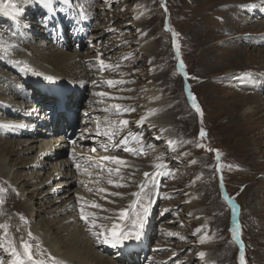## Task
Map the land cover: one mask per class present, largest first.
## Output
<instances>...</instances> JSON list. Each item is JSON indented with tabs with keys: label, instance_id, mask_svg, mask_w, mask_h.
<instances>
[{
	"label": "rangeland",
	"instance_id": "1",
	"mask_svg": "<svg viewBox=\"0 0 264 264\" xmlns=\"http://www.w3.org/2000/svg\"><path fill=\"white\" fill-rule=\"evenodd\" d=\"M251 1L73 0V6L67 11H57L54 18H47L46 10L36 0H3L6 10L0 13V21H4L0 23V111L18 103L27 110L26 100L27 105L40 108L38 116L21 117L27 119L28 134L14 140L52 139L48 134L52 129L46 128L51 122L44 117L52 121L49 103L57 96L51 85L47 89L50 83L37 85L29 74L25 73L28 78H21L9 71L5 56L12 54L7 52L20 50L39 62L46 58L54 67L58 66L56 60L77 65L79 74L64 70L59 75L71 89L66 93L73 95L72 101L67 100L68 108L74 104L79 106L76 110L59 113L67 121V113L75 116L77 128L75 143H68L69 148L59 153L57 146L49 145L45 156L35 157L39 153V142H36L29 146H37L30 154L22 152L26 145L20 153L12 154L14 142L0 138V168L1 162L6 160L11 171L9 179L0 172V188L5 190L0 192V199L7 204L0 210V222L10 215L18 218V210L25 216L23 226L28 232L47 230L56 223L70 220L71 214L64 210V201L87 197L86 187H59L70 180L52 178L51 167L55 163L53 159L77 160L78 155L71 147L77 144L84 121H88L90 128L96 121L105 122L104 118L88 119L85 112L95 107L101 109L96 114L98 117L105 116L102 111L108 107L90 104V98L94 97L89 91L93 88H86L102 80L96 73H106L112 78L110 81L117 83L104 91L112 94L113 101L122 108H128V100L129 107L135 111V115L125 111L127 118L110 117V121L124 119L130 124L131 117L138 118L144 112L140 106L142 96L153 88L160 97L158 101L166 96L167 105L174 103L169 112L176 110L178 118L174 123L170 115L171 130L176 129L173 136L170 135L173 137L171 144L166 142L168 137L153 131L129 132L132 136L129 133L120 135L115 147L118 152L109 153L122 156L125 147L136 149L140 156L130 160L139 167L125 174L131 180L120 178L119 174L124 173L112 172L117 174L115 182L126 185L124 187L108 189L104 181L97 183L99 189L108 192L105 198L110 203L103 205L96 219L116 222L119 212L134 198L132 193L138 192L144 184L141 179L153 177L159 186L152 196L151 211L141 239L134 244L127 242L125 249L129 250L122 253L113 251L108 255L98 248L102 255L118 264H240L243 252L245 264H264V40L250 45L249 51L237 46L235 39L219 42L236 33L251 34L243 36L245 44L247 40L260 39H255L256 36L264 38V5L257 4L254 13L248 9L242 12L244 2L250 5ZM55 6L57 9L64 7L59 0ZM16 10L25 16H17ZM144 42L148 44L145 48ZM97 59L111 67L98 66ZM35 60L32 62L36 63ZM27 65L29 63H23L22 67ZM84 71L91 74L85 75ZM255 71L257 75H250ZM240 75L245 77L237 80ZM85 93L88 96H84ZM44 97L51 99L48 101ZM193 97L202 116L193 107ZM248 107H252L254 116L244 119L242 114ZM59 122L57 120L54 129L60 126ZM201 130L206 133L204 137L200 136ZM125 137L126 145L123 143ZM133 137H139L140 142ZM96 152L102 154L100 149ZM163 153L164 159L161 158ZM89 157L100 161L93 154ZM46 162L52 165L43 166ZM95 165L97 163L89 165L92 174L97 171ZM57 171L62 174L65 168L61 165ZM145 173L149 177H145ZM112 174L105 172L102 176L107 178ZM68 188L78 192L69 195ZM20 205L24 210L18 209ZM3 233L5 229L0 237ZM79 234L89 241L83 228ZM201 252L205 253L203 258L199 255Z\"/></svg>",
	"mask_w": 264,
	"mask_h": 264
},
{
	"label": "bare ground",
	"instance_id": "2",
	"mask_svg": "<svg viewBox=\"0 0 264 264\" xmlns=\"http://www.w3.org/2000/svg\"><path fill=\"white\" fill-rule=\"evenodd\" d=\"M244 3H245V5H243L244 7L242 8V12L246 11L247 9L249 12H253V13L255 12V9L253 7H248L249 3H246V2H244ZM232 4H233V2H232ZM251 4L255 5V7L257 4L264 5V0H252ZM2 6H3V4H2ZM233 7L236 10L235 6H233ZM4 8L5 7L3 6V8H2L3 11L6 10V9L4 10ZM15 12H16L17 16H23V15L25 16V13L22 15L19 10H16ZM0 13H2V12H0ZM2 22H4V21L1 20L0 23H2ZM261 27H263V25H261ZM233 29L234 28H232V30ZM236 34L230 36L229 38L220 40L219 42L222 43V42H226L228 40H234L235 39L237 41V46L244 47V49L249 51L248 47L250 45L258 44L261 40H264V38H261L260 36H256L255 39L256 38H260V39L247 40L246 41L247 43L245 44V42H243V39H244L243 36L249 37V36H251V34L250 33H246L243 35H241V34L236 35ZM147 45L148 44H146L145 42L142 43V46L144 48ZM147 50H148V48H147ZM253 50L256 51V49H253ZM258 53L262 54V52H260V51H258ZM7 54H12L11 57H9L8 55L5 56L6 61L9 63V66L7 67V69L9 71L16 73L21 78H28L25 75V73H27L30 75L32 80L37 85H39V83H40V84H43L46 86L47 83H50V84H48L47 89L51 88V86H52L53 87L52 92L55 93L58 98L54 97L55 101L53 103L52 102L49 103V105L52 108V109H50V112H51L50 118L52 116V121H51V119H49V117H44V118H46V120H50V122H51L50 124H48L46 126V128L52 129V131H50V133H48L52 136L51 140L47 139V138H44L41 140H37L35 138H33L34 140H27V139H24V140L20 139L18 141L14 140L16 138L27 137L25 135L28 134V128H25V126L27 125V122H26L27 119L25 117H24V119H22L21 117L27 116L28 114L29 115L30 114L31 115H33V114L37 115L40 112V108L38 110L37 108H34V106H32V105H27L28 100H26V102L24 104V107L28 108L27 110H25V108H22L23 104L18 103L14 106L5 107V109H3V111H2V113L0 111V115L3 118L2 120H0V128H1V131H0L1 137L0 138L8 139V141H7L8 143L14 142L15 146L12 148L13 149L12 154H16L17 152L20 153V150L25 145L27 147L22 152H24V154H30V152L33 151L35 148H37V146H33V147H29V146L31 144L36 143V142H39V148H38L39 153L35 157H37L38 155L45 156L47 153L46 151H47V148L49 147V145H51L52 147L54 146V148L57 146L59 148L58 153L61 150H66V148H69V146H68L65 131L69 129L70 122L67 121L66 119H63L60 114L62 111L67 112L70 109L76 110L77 106H79V105L74 104V106H72L71 108H68L67 103H68V101L73 100V95H69V93L68 94L66 93V90H71V89L69 88L68 85H66L65 82H63V80L60 79L59 73L64 72V70H71V71L77 72V74H79L77 65H74V63H71L70 61L59 62L56 60L55 64H57L58 66L54 67L48 63L46 58H42L43 61L39 62L38 59L35 60V58L28 57L27 53H25V52L23 53L20 50H13V51H10V53L7 52ZM32 60H35L36 63H33ZM12 61H19L20 63L14 64V63H12ZM95 61H96V63H98V66H101L99 59H97ZM23 63H29V65H27V66L31 65V67H33L36 72L42 73L43 75H40L41 77L34 75L32 71L26 70V67L25 68L22 67ZM32 64H34V65H32ZM33 68H31V69H33ZM51 68L54 69L55 71L51 70ZM110 69L111 68H109V70ZM22 71H24V72H22ZM248 73L249 72H246V75H248ZM83 74L86 75V74H91V73H89L88 71H84ZM92 74H95V73H92ZM257 74L258 73L256 71L250 73V75H252V76H255ZM45 76H52V77H55V79L50 81V80L45 79ZM96 76L102 80L94 81L91 83L90 86H88V88H86V89H89L91 86L93 88L92 90L89 91L91 93L90 96L94 97V98H90V100L92 99L90 104L106 105L108 107V109L105 107L107 110L102 111V112H105V116H103V117H98L96 115V114H98L99 111H101V109L95 108V107L86 111L85 115H86V117H88V119L91 118V119L99 120V118H104L105 122L101 124L99 121H96V122L92 123L93 125L91 126V128L88 127V125H87V124H89V123H87L88 121H84L82 123V125H81L82 130H81V133L79 135V139L77 141V144L74 147L73 146L71 147V150L74 151V153L78 155L76 161L70 160V159L66 160V161L65 160L59 161L57 159L56 160L53 159V161L55 162L53 165L51 163H47V162L43 164V166L52 165L51 168L53 169V173H54V175H52V178H54L56 180H60L61 178H64L66 180H70L66 183H62V186H59V187H64V186H66V187L75 186L77 188L86 187L88 194L85 192H83V193H85L87 195V197L79 196V198H82V199H80V200H77V199L71 200L70 199V200L64 201V204H66V207L64 210L67 211L66 213L71 214L70 220L65 222V223H61V224L56 223L55 225H53L52 228L47 229V230H43V231H39V232L32 229L33 231H31V233H32L31 237L28 236L29 232L23 226V222L26 221L25 216L21 213V211L17 210V212L19 213V215H18L19 220H18V218L10 215L6 221L0 222V225H8L9 226L7 228V230H5V234L3 233L0 237L1 244L7 246L9 240H14L18 249L20 251H22V248L20 247V238L23 237L24 240L28 241L29 243H31L33 245V249H34V253H35L36 258H39L40 251L43 250V252L45 254V258H47L48 255L50 254V256L56 257L58 260L63 261L64 264H118V263L114 262L111 258L103 256L99 249H101L102 251H104L108 255H112L113 251H114V253H122L123 251L126 252V249H127V248L125 249L126 245H124L122 247L114 248V247H111L110 245L99 243L97 241V239L95 241H93L91 238L92 234H91V231L89 230V226L86 225L85 222L81 219V212H80L81 208L84 209L85 214H88V213L94 214V216L89 217V219L91 220V219H94L95 216H97V214L99 212H101V210H102L101 208L103 207V205L110 203V202L106 201V198H105V197L108 198V194H107L108 192L98 191L99 187L97 184V183L104 181L106 183L105 187H107L108 189H116L117 188L115 186L116 184H118L115 182V177L117 174H112V177L107 176V178H106V176H102L103 173H105V172L108 173V171H107L108 168H112V169L119 168V172L124 173V174H119L120 178L123 179L125 177L127 180H131L132 178H129L125 174H131L135 168L139 167L138 165H136L135 161L130 160V159H134L135 157L140 156V153H137L138 151L136 149L132 152L124 151L125 153L122 156H119L118 154H113V155L109 154L110 152L116 153V152H118L119 149H115V148L111 147V143L108 141V139L102 133L105 130H108L110 128L113 131H116L114 124L118 125V122L121 121V120L116 121L114 119L112 121H110L109 118L113 117V118L122 119V118H127L128 116H127L125 111H121L119 114H117L115 109H112V110L110 109L112 107V105L116 104V103H115V101H113L114 97L112 96V94H110L109 92H105L104 89L112 88L116 85V83H114V85H112V86H109V84L107 82L110 81L112 78H110L108 75H106V73H96ZM35 77L37 79H35ZM243 77H245V76L240 75L236 78H238L237 80H239ZM24 83H26V81ZM76 89L78 90V88H76ZM94 89H96V90H94ZM153 90H155V88H153L150 92L146 93V95L142 96L143 100L140 102V106L142 105L144 112L142 114H140L138 118L131 117L133 121H131L130 124H128L125 127H122V130L116 131V134L114 136V140H115L116 144L119 142L118 140L120 138V135H122L124 133L125 134L129 133V132H132V133L136 132L137 133V132H141L143 130L146 132H152L153 131L154 133H157V134L159 133L160 135L162 134V136H164L165 138L168 137V138H166V140H167L166 142H168V141L172 142L173 137H170V135L172 134V136H173L176 129L171 130L170 125L172 123L170 121V115L171 114L173 115L172 120L174 123H176V117L178 118V116H177L178 113L176 110L169 112L170 107L172 105H174V103L172 105H167L166 102H168L167 101L168 98L166 96L161 98L160 101H158V98H160V97H158L157 92H155ZM263 91H264V89H263ZM97 93H108V95L107 96H99V95H97ZM85 95L88 96V93H85L84 96ZM259 95H260V93H259ZM255 96H257V95H255ZM49 98H47L48 101H50V99H51V98L50 99ZM249 98L251 100L257 99V97H249ZM251 100H250V102H251ZM76 102H78V101L76 100ZM126 102L128 104V109H131L129 107L131 105L129 103V101L127 100ZM28 112H31V113H28ZM132 113L135 115V111H132ZM18 114H20V115L18 117H15ZM67 115H68V113L66 114V116ZM251 115L254 116V112H253L252 107H248L246 112L244 114H242L244 119L249 118ZM141 118H146L144 120V123L142 126L137 123L138 121L141 120ZM57 120L60 121L59 122L60 126L55 127V129H54V125L57 122ZM192 120H194V119L192 118ZM245 121H247V120H245ZM89 132H91V134H89ZM152 138H155V136H152ZM102 144L109 145V150L105 151L103 149V147L101 146ZM166 144L167 143H165V145ZM93 148H95V151H92ZM16 149H17V151H15ZM97 149H100L102 151V154H98L96 152ZM178 151H177V153H178ZM180 152L181 151H179V154H180ZM90 154H93V156L95 158H99L100 161L96 162L95 161L96 159L89 157ZM125 155H127V156H125ZM54 156H57V155L53 154V157ZM104 156L121 157L120 159L124 160L125 164H123V165H117V164L112 165L111 164L112 162H111L107 165L104 163L109 162V161H103L102 163L104 165V169L101 170L100 167H96L97 171L95 172V174L94 173L92 174L91 173V167H89V165H92L94 163H97V164L101 163V158ZM149 157H150V154L148 155V159H149ZM161 158L162 159L166 158L164 153L162 154ZM89 159H92V160H89ZM182 159L186 160L185 158H182ZM29 162H31V160ZM77 163L80 164V170L79 171L76 167ZM156 163L159 165L158 162H156ZM8 165L9 164L6 160L1 162L0 172L2 173V175H4V178H6V179H9L10 172H11L10 170H8L9 169ZM61 165L65 168V171H64V173L59 174V172L57 171V168H59V166H61ZM87 166H88V168H87ZM43 168H45V167H43ZM66 168H68V169L66 170ZM131 177H132V175H131ZM13 179H15V178L13 177ZM109 180L113 181V183L109 184L108 183ZM146 180L147 179H141L140 182L142 181L144 183ZM0 181H1V179H0ZM89 189H92V190L89 191ZM75 190H77V189H75ZM75 190H73L72 188L71 189L68 188L66 191L68 192L69 195H71V194H73V192H76V193L78 192V190L77 191H75ZM146 191L151 194V199H152V196L154 193H153V187L150 183L148 184ZM130 198H132V197H130ZM135 199H136V197L131 199L129 201V203H127L125 205L126 209L129 210L130 214H131L130 205H131L132 201ZM93 202L95 204H98V205H99V203H101V205H100L101 207H99V208L91 207V204ZM26 204L28 205V202H26ZM116 204L117 203H115L114 206ZM6 206H7V204H3L2 207L0 208V210L2 208H5ZM137 208H139V206H137ZM18 209L24 210V207H22L20 205V207H18ZM236 215H237V212L235 214V217H236ZM119 222H120L119 217L117 218L116 222L109 221V220H106V221L103 220L102 221L100 219H96L97 225L104 224L107 227H110L113 223H119ZM234 223H236L235 220H234ZM81 228H83V232L86 235L87 239H89V241L83 239L80 236L79 232H80ZM96 230H99V229H96ZM0 232H4V228H2L0 230ZM6 232H7V235H6ZM39 234H41L42 236H39ZM61 234L63 235L62 237H57L58 235H61ZM43 239H45L46 241H43ZM132 242L134 244L136 241H132ZM126 243L127 242H125V244ZM127 246H129V245H127ZM127 250H129V249H127ZM0 257L4 258V264H10L8 254L4 253L3 249H0ZM115 258H117V256H115ZM5 260H7V261H5ZM48 264H51V260L48 261Z\"/></svg>",
	"mask_w": 264,
	"mask_h": 264
},
{
	"label": "snow or ice",
	"instance_id": "3",
	"mask_svg": "<svg viewBox=\"0 0 264 264\" xmlns=\"http://www.w3.org/2000/svg\"><path fill=\"white\" fill-rule=\"evenodd\" d=\"M37 4L39 6H42L46 10V17L47 18H54L57 14V11L65 12L68 8H71L73 6V0H59V3L63 5L64 7H61L57 9L55 6L57 3V0H36ZM3 0H0V12H3L2 9ZM248 7H255V5H248ZM83 12V9H81V13ZM4 15H7L6 12L3 13ZM81 18L86 19L87 17L84 15H81ZM178 35V34H174ZM177 51H179V45L177 44ZM12 63H20L19 61H12ZM100 64L102 67H111V66H105L104 61L100 60ZM118 67V65H117ZM181 69L184 67L183 62L181 61L180 65ZM28 71H32L34 75L40 76L43 75L42 73L36 72L35 70L31 69L30 66H26ZM45 79L47 80H54L55 78L52 76H45ZM109 86L114 85L113 81L107 82ZM99 96H107L108 93H97ZM191 95V94H190ZM192 104L193 107L196 109L197 112H200L201 116L203 115L199 105L195 102V98H192ZM112 108L116 110V113L119 114L121 111H134V109H128V108H122L119 104H113ZM146 118H141L140 121L137 123L139 125H143L144 120ZM129 121L122 120L118 122V125L114 124V127L116 131L122 130V127L127 126ZM116 131H113L111 128L108 130H105L102 134L108 139V141L111 143V147L115 148L116 142L114 140V136L116 134ZM129 136H132L131 133L128 134ZM206 133L201 130L200 136L204 137ZM133 139L137 140V142H140L139 137H133ZM75 143V141H73ZM123 143L127 144V137L124 138ZM172 143L171 141L169 142ZM105 151L109 150V145L102 144L101 145ZM200 147H203V145H198ZM125 151L132 152L134 151L131 148L125 147ZM92 151H95V148L92 149ZM220 153L217 150V159L219 160ZM103 161H110L112 163H115L117 165H123L125 164V161L120 159L119 157L115 156H104L101 158V163L95 165L97 167H100L101 170L104 169ZM195 163V161H193ZM76 167L78 171L80 170V164L77 163ZM108 173L111 175L113 171L119 172V168L107 169ZM90 174V173H89ZM145 177H149L148 173L144 174ZM157 176L160 175L159 173L156 174ZM222 179V177H221ZM109 184L113 183V181L109 180ZM151 183L153 185V193H155L156 188L159 186L158 181L153 178L149 177L143 185L140 186V190L138 192L132 193L134 197H136L135 200L132 201L130 208H131V214L129 213L128 209H123L119 212V223H113L110 227H107L104 224L97 225L96 219H89L90 216H94L92 213L85 214L84 209L81 208V219L85 222L86 225L89 226V230L91 231V234L93 237L97 239V241L101 244H107L111 247H122L125 245V242L130 241H139L144 233V228L147 223V218L150 214L151 207H152V201H151V194L146 191V188L148 184ZM116 187H124L126 185L116 184ZM92 189H89L91 191ZM5 190L0 188V192H4ZM100 192H105L106 189H98ZM113 195H120V193H113ZM82 199V198H79ZM146 202V203H145ZM229 202L232 203V200L229 199ZM4 203L3 199H0V205ZM139 206V208H137ZM91 207L99 208L101 207L98 204H95L94 202L91 204ZM233 210L235 211V205H233ZM102 219H110L109 217H103ZM9 226L8 225H0V228H4L7 230ZM239 225H237V228ZM99 229V230H96ZM7 235V232H6ZM175 235V234H170ZM28 236L31 237L32 233L29 232ZM181 239H185L184 237H180ZM204 241L201 240V243ZM20 247L22 248V251H20L15 243L14 240H9L7 246L0 244V249H3V252L8 254L10 264H48V261L51 260V264H64L63 261L58 260L56 257L48 255L47 258H45V254L43 250L40 251L39 258H36L33 245L29 243L28 241L24 240L23 237L20 238ZM200 257H204L205 253L201 252L199 253ZM0 264H4V258L0 257ZM240 264H245L244 261V255L243 252H241L240 255Z\"/></svg>",
	"mask_w": 264,
	"mask_h": 264
},
{
	"label": "water",
	"instance_id": "4",
	"mask_svg": "<svg viewBox=\"0 0 264 264\" xmlns=\"http://www.w3.org/2000/svg\"><path fill=\"white\" fill-rule=\"evenodd\" d=\"M236 212H237V211H236V209H235V211H234V217H235ZM241 246L243 247V244H241Z\"/></svg>",
	"mask_w": 264,
	"mask_h": 264
}]
</instances>
